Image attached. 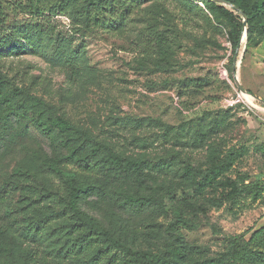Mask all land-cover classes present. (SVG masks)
<instances>
[{
    "label": "rangeland",
    "instance_id": "1",
    "mask_svg": "<svg viewBox=\"0 0 264 264\" xmlns=\"http://www.w3.org/2000/svg\"><path fill=\"white\" fill-rule=\"evenodd\" d=\"M31 1L0 0L5 28L37 26L43 37L35 44L24 41L26 46L36 45V51L29 47L0 54L12 86L41 97L115 151L148 159L141 188L157 191V200L150 205L123 206L116 197L136 191L139 182L103 174L100 181L107 186L108 196L88 197L81 204L84 210L107 227H122L121 239L127 247L154 253L170 250L183 240L187 247L204 248L201 256H217L228 249V236L264 226V102L258 99L264 100V35L259 44L247 47L248 24L244 25L239 10L215 1L241 17L243 31L235 50L227 20L216 17L203 0L144 2L129 9L121 27L118 22L113 27L88 23L84 0L71 3L65 12L60 10L64 0H46L49 5L42 4L46 6L42 12L32 9ZM18 32L24 35L23 30ZM60 47L75 49L78 57L64 63L56 54ZM239 85L255 102L243 95L238 98ZM21 122L0 150V184L26 158L25 146L65 155L31 127V134L18 136L30 125L28 120ZM240 148L244 153L221 177L225 187L218 184L200 195L182 189L187 167L200 174ZM242 178L263 189L256 200L244 192L233 204L227 179L240 182ZM168 188L172 192L161 205L158 199ZM68 199L64 180L42 169L21 179L6 202L0 226L15 235L25 228L34 207L60 213L52 227L61 232L39 247L41 255L30 264H75L55 259L67 236L62 212ZM177 207L186 211L191 226L176 222ZM22 253L24 249L16 256L24 262L28 255ZM80 260L77 264H91L89 257Z\"/></svg>",
    "mask_w": 264,
    "mask_h": 264
},
{
    "label": "trees",
    "instance_id": "2",
    "mask_svg": "<svg viewBox=\"0 0 264 264\" xmlns=\"http://www.w3.org/2000/svg\"><path fill=\"white\" fill-rule=\"evenodd\" d=\"M47 1L32 0L31 8L42 12L43 8L49 5ZM77 1L79 0H64L60 10L65 12L71 3ZM84 1L88 23L113 27L118 22L117 26L121 27L131 7L148 1L161 0ZM203 1L208 3L209 9L216 17L220 15L227 20L230 25V41L236 50L243 31L241 17L214 0ZM225 1L247 16V47L259 44L264 35V0ZM42 4L47 5L42 8ZM3 13L0 2V31H5L4 35L0 34V54L6 49H29V47L36 51V45L26 46L24 41L28 44L41 42L43 37L40 35V28L26 27L25 24H14L5 28ZM18 30H23L24 35ZM51 42L52 39L49 38V44ZM56 54L64 63L71 57H78V51L71 47H60L56 50ZM23 119L28 120L30 125L20 130L18 136L31 134V127L40 136L49 139L52 145L63 149L65 155L63 157L57 154L50 155L43 149L25 146L26 158L0 184V216L21 179L33 176L42 169L49 170L62 178L69 191V199L62 212V227L66 229L67 236L57 251L55 259L59 261L69 259L75 264L81 261L80 256L89 257L88 262L91 264H102L104 261L106 264H264V226L254 231L250 228L241 234L228 236V249L212 257L201 256L204 254V248L187 247L183 244V240L162 253L127 247L121 239L122 227L119 229L105 226L98 218L84 210L81 204L91 196L99 198L108 196L107 186L100 181L103 174L121 181L139 182V188L136 191L122 192L116 197L121 205L143 208L154 203L157 200V191L146 192L141 188L146 182L147 175L144 169L149 164V160L128 157L115 151L110 145L97 140L87 131L72 123L41 97L12 86L2 70L0 61V150L5 145L6 138L11 140L14 137L15 125L17 123L18 126L22 125ZM243 153V148L232 150L226 159L224 156L218 163H213L200 174L195 173L192 167H187L182 176V183L185 184L182 189L184 191L193 190L200 195L207 188H215L218 184L225 187V181L221 177L224 176L226 170L232 168L235 158ZM227 185L231 189L227 195L230 196L233 204L244 192L252 193L253 199L256 200L263 189L255 181L247 182L246 178L240 179V182L227 179ZM161 187L162 190L165 189ZM171 192V189H166L165 195L158 199L161 205H164L165 196ZM188 202L191 207L194 206L192 201ZM47 209L45 206L34 207L32 214H29L30 220L19 235H15L6 226H0V264H30L31 259L41 255L39 247L61 232L58 228L52 227L55 218L60 213ZM175 217L177 223L191 226L189 217L183 208L177 207ZM250 232L252 234L248 238L247 234ZM70 236L73 238L71 239ZM59 239L61 236L58 237V241ZM22 249L25 251L22 256L28 255L24 262L16 256ZM196 254L201 258L191 259V256ZM5 256L7 259L3 258Z\"/></svg>",
    "mask_w": 264,
    "mask_h": 264
},
{
    "label": "water",
    "instance_id": "3",
    "mask_svg": "<svg viewBox=\"0 0 264 264\" xmlns=\"http://www.w3.org/2000/svg\"><path fill=\"white\" fill-rule=\"evenodd\" d=\"M214 1H216V2H221V3H225V4H228V5H230V6H232V4L231 3H229V2H226L225 0H214ZM234 8H236L237 10H238V8L237 7H234ZM241 12V11H240ZM243 15H244V17H245V20H244V25H247V16L243 13V12H241ZM245 35H247V30H246V33H245ZM236 80H237V77H236ZM238 81V80H237ZM239 89L242 91V92H244V89L239 85ZM259 100H261L262 102H264V100L262 99V98H258Z\"/></svg>",
    "mask_w": 264,
    "mask_h": 264
},
{
    "label": "bare ground",
    "instance_id": "4",
    "mask_svg": "<svg viewBox=\"0 0 264 264\" xmlns=\"http://www.w3.org/2000/svg\"><path fill=\"white\" fill-rule=\"evenodd\" d=\"M245 40V39H244ZM243 96L247 98L251 102H255V97L252 94H248L247 92H243Z\"/></svg>",
    "mask_w": 264,
    "mask_h": 264
},
{
    "label": "built area",
    "instance_id": "5",
    "mask_svg": "<svg viewBox=\"0 0 264 264\" xmlns=\"http://www.w3.org/2000/svg\"><path fill=\"white\" fill-rule=\"evenodd\" d=\"M243 93L242 92H239L238 93V98L242 97Z\"/></svg>",
    "mask_w": 264,
    "mask_h": 264
}]
</instances>
